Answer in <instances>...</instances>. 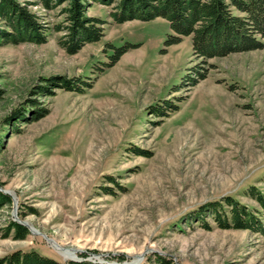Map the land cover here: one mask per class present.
Masks as SVG:
<instances>
[{
  "label": "rangeland",
  "instance_id": "rangeland-1",
  "mask_svg": "<svg viewBox=\"0 0 264 264\" xmlns=\"http://www.w3.org/2000/svg\"><path fill=\"white\" fill-rule=\"evenodd\" d=\"M29 7L49 26L62 20L59 7ZM109 11L88 7L104 35L74 54L53 30L42 44L0 45V191L12 201L0 208V256L264 264V234L196 215L224 195L256 207L249 186L264 193V48L202 59L190 37L165 44L164 19L116 24ZM54 76L91 86L68 91L49 84ZM34 107L45 116L32 121ZM17 112L24 120L7 122ZM11 221L27 228L24 239Z\"/></svg>",
  "mask_w": 264,
  "mask_h": 264
},
{
  "label": "trees",
  "instance_id": "trees-1",
  "mask_svg": "<svg viewBox=\"0 0 264 264\" xmlns=\"http://www.w3.org/2000/svg\"><path fill=\"white\" fill-rule=\"evenodd\" d=\"M31 4L47 11L59 7L62 20L49 26L30 9ZM92 4L109 6V17L116 24L164 19L171 31L165 44H177L183 37H190L192 52L198 58L209 59L264 48V0H35L33 3L0 0V45L42 44L46 42L49 31L53 30L61 33L57 38L59 46L74 54L85 44L96 42L104 35L105 21L87 15V9ZM126 50L116 49L105 65H113ZM76 80L54 76L47 81L68 91L82 92L84 89L81 86H91ZM40 89L37 92H41ZM31 110L32 121L46 114L37 107ZM15 114L7 122L11 118L14 122L21 118L24 120L26 112ZM245 195L254 199L257 206L251 208L230 195H224L200 205L196 215L211 214L217 226L223 229H249L264 234V193L255 186H249ZM11 202L9 195L0 191V208ZM9 226L14 230L15 239H24L28 234L27 228L20 223L11 221ZM150 261L152 264H178L160 254H155ZM0 264L59 263L36 250L16 249L0 256ZM74 264L105 263L83 260Z\"/></svg>",
  "mask_w": 264,
  "mask_h": 264
},
{
  "label": "bare ground",
  "instance_id": "bare-ground-1",
  "mask_svg": "<svg viewBox=\"0 0 264 264\" xmlns=\"http://www.w3.org/2000/svg\"><path fill=\"white\" fill-rule=\"evenodd\" d=\"M47 241L50 243V245H52L53 247H55L56 249H58L59 253L61 255H63L65 258H72L73 257L74 253L71 252V250H66V249H64L62 247L59 248L57 246V244L54 243V241L52 239H48Z\"/></svg>",
  "mask_w": 264,
  "mask_h": 264
}]
</instances>
